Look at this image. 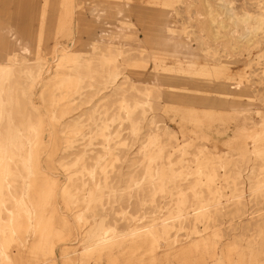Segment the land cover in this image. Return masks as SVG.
Instances as JSON below:
<instances>
[{
    "label": "rangeland",
    "instance_id": "374dc122",
    "mask_svg": "<svg viewBox=\"0 0 264 264\" xmlns=\"http://www.w3.org/2000/svg\"><path fill=\"white\" fill-rule=\"evenodd\" d=\"M5 64L13 123L33 128L14 264H264V0H0ZM194 189L208 214L168 219ZM101 222L113 237L158 224L157 261L150 239L99 242Z\"/></svg>",
    "mask_w": 264,
    "mask_h": 264
},
{
    "label": "bare ground",
    "instance_id": "6f19581e",
    "mask_svg": "<svg viewBox=\"0 0 264 264\" xmlns=\"http://www.w3.org/2000/svg\"><path fill=\"white\" fill-rule=\"evenodd\" d=\"M170 31L173 32L174 31L173 28H170ZM167 41H168V39H167ZM181 43H182V41H181ZM178 44H180V42ZM1 50H2V52L6 51V49H4V48ZM11 57L12 56H9V54H7L5 57H2V58L8 60ZM14 74H15V69H14L13 65H9V64L0 65V125L4 121L7 122V127L3 131L0 130V245L1 244L4 245V252L1 253V257H2L3 262H4L3 264H14L15 254L12 252V247H11L12 241L11 240L13 239L15 233L18 231V228L21 225L18 217H21L20 216V215H22L21 212L24 211L26 213L25 217L28 219L30 218V214L28 213L29 207H28L27 197H26V193H24V189H26V188H23V186L18 187V184L16 183L15 179L19 177L20 170L25 169V164L27 162H29L30 160L33 161V156L29 157V155H24L21 153L25 147V141H24L23 135L30 133L33 130V128H32V123L30 120L23 121L22 126L20 128L13 123V119L11 118V108L18 101V98L15 95V88L8 85V83L11 81ZM76 81L73 80L71 83H76ZM126 109H128V108H126ZM257 138L260 140V142H264V133L260 134ZM15 151H17L18 154H16ZM101 159H102V156L100 154H98L96 161L99 162ZM156 159H157L156 156H151V163H155ZM201 164H203V163L201 162ZM204 166L205 165H201V167H204ZM196 175L199 178H201L202 176H205V174L202 170H198L196 172ZM148 176H149V179L151 181L157 180V182H153V183L151 182V186L155 185L156 188H158V190H160L161 192L166 191V187H167L168 182L166 181V175L164 173L159 174L158 172H154V169L152 167H150ZM172 178H174V180H175L176 175H172ZM207 180H208V183H212V181H210V178ZM32 182L34 184V181H32ZM172 183H174V182H172ZM142 184H144V182L143 183L141 182L138 185L137 191L142 189ZM196 184L197 185L200 184L199 180L196 182ZM34 185H32V186H34ZM28 188H29V185H28ZM209 191L212 194H216V192L214 193L213 190L212 191L210 190V188H209ZM68 192H69L68 189H66L64 187L63 193H68ZM198 193L199 192L197 190H195V189L193 190V196L197 201V206L194 204L188 206V197L186 194H184L181 191V193L179 194L178 202H177V210L178 211L176 214H172V213L169 214L168 219L178 221L180 224H182V222L185 219H189V217H205L208 214V210L210 209V207H212V205H210L209 202H206L205 200H203L202 199L203 196L201 194H198ZM28 195H29V198L30 197L32 198V196H30V194H28ZM75 195H76V193H75ZM92 199H94V196H92ZM87 200H88V198H87ZM77 204H79V203H77ZM9 205L11 207H8ZM218 206H220V203L218 205L217 204L213 205V207H215L216 209L218 208ZM54 207H56V206H54ZM52 210H53V208H52ZM188 210H192L193 212L189 213ZM4 211H7V213H8V219L7 220L2 219V217H1L2 213ZM52 213H54V212H52ZM168 219H167V222H164L162 224L165 231H167L166 229H168L170 227V224L168 223ZM64 222L66 223L67 221L64 220ZM35 224H36V229L37 230L40 229L38 231L39 232L42 231L43 235H45V238L48 237V234L50 235L49 228H51V225H52L51 222H49L48 220H45V219L42 222V219L37 218V221H35ZM60 224H62V223H60ZM62 226H63V224H62ZM98 226L104 232V234L106 236L105 239L99 240V242H101V243H103L102 241H109L110 243H113L114 245H118V244H121L123 241H125V239H127V237L150 239L151 240L150 258H151L152 263H155L157 261V256L155 255L154 251H155L156 247H158V248L163 247L162 244L160 243L161 232L158 230L159 229L158 224L151 223V225L148 227H136V228L132 229L126 236L118 235L115 237L112 236L111 230L107 226H105V224H103V222H101ZM92 233L95 234L96 231L93 230ZM195 233L200 234V232H195ZM16 235H17V233H16ZM51 235H52V233H51ZM38 236H40V235H38ZM208 240H209V238H204L202 236H198V239L193 241L194 246L200 247L201 245H205ZM16 241L18 242L17 239H16ZM50 244H51V241H50ZM92 250H94V249H92ZM49 254L51 256V262H52L53 258H54L53 256L55 254V245H53V244L49 245ZM68 256H69L68 253H65L63 255L62 264H68L69 262H71ZM113 264H115V263H113Z\"/></svg>",
    "mask_w": 264,
    "mask_h": 264
}]
</instances>
